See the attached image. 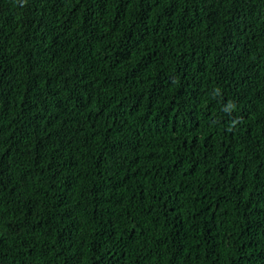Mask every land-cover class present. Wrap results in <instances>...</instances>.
Instances as JSON below:
<instances>
[{
	"label": "trees",
	"instance_id": "trees-1",
	"mask_svg": "<svg viewBox=\"0 0 264 264\" xmlns=\"http://www.w3.org/2000/svg\"><path fill=\"white\" fill-rule=\"evenodd\" d=\"M0 264H264V0H0Z\"/></svg>",
	"mask_w": 264,
	"mask_h": 264
}]
</instances>
